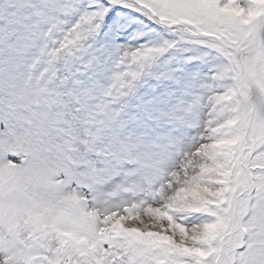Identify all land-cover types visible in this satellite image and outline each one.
<instances>
[{
    "label": "snow or ice",
    "instance_id": "obj_1",
    "mask_svg": "<svg viewBox=\"0 0 264 264\" xmlns=\"http://www.w3.org/2000/svg\"><path fill=\"white\" fill-rule=\"evenodd\" d=\"M0 264H264V0H0Z\"/></svg>",
    "mask_w": 264,
    "mask_h": 264
}]
</instances>
